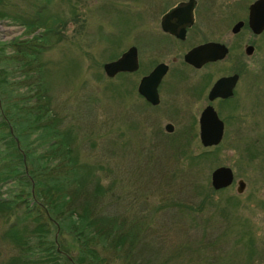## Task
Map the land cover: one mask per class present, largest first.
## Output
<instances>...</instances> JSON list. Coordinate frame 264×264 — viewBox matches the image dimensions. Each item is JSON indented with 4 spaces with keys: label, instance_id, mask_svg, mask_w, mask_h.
<instances>
[{
    "label": "rangeland",
    "instance_id": "374dc122",
    "mask_svg": "<svg viewBox=\"0 0 264 264\" xmlns=\"http://www.w3.org/2000/svg\"><path fill=\"white\" fill-rule=\"evenodd\" d=\"M28 1L13 0L15 11H33L30 2L37 11L43 4ZM154 2L48 0L45 14L56 22L36 32L45 37L41 59L52 108L72 130L79 161L90 167L104 190L105 209L139 227L129 245L119 250L108 246L98 250L99 256L106 264H264V36L256 39L250 70L243 76L250 75V120L243 127L229 123L217 147L203 148L192 123L200 101L182 97L176 114L167 117L164 107L159 112L139 105L134 86L142 67L112 78L102 70L110 58L134 45ZM21 34L24 28L17 24L0 23V44ZM166 122L174 125L172 134L164 132ZM33 139L26 141L32 151L37 147ZM198 154L203 155L199 161L190 159ZM219 166L229 167L235 181L242 180L241 193L235 183L210 191V173ZM32 187L1 182L0 201L26 198ZM18 200L8 215L0 211V264L14 256L25 259L27 246L42 256L36 239L18 248L6 234L11 225H30L22 213L32 202L29 197L25 203ZM35 209L44 218L42 209ZM49 229L47 239L55 249L69 241L54 225ZM248 236L253 238L252 255L245 246ZM69 251L73 254L74 247Z\"/></svg>",
    "mask_w": 264,
    "mask_h": 264
},
{
    "label": "trees",
    "instance_id": "16d2710c",
    "mask_svg": "<svg viewBox=\"0 0 264 264\" xmlns=\"http://www.w3.org/2000/svg\"><path fill=\"white\" fill-rule=\"evenodd\" d=\"M47 1L43 0L37 11L30 2L33 11L16 12L13 0H0V23L24 28V36L0 44V151H3L0 183L16 180L19 185L33 186L26 198L15 196L11 201H0V211L8 215L15 209L16 200L25 203L29 197L32 206L24 207L22 219L32 225L27 223L21 228L11 225L6 234L18 248L36 239L39 245L36 249L42 253L37 256L27 246L23 249L27 251L25 259L14 256L7 264H106L98 250L108 246L122 249L131 243L130 236H136L139 227L123 222L105 209L104 190L90 167L79 161L72 130L64 127L52 108L45 79L46 65L41 59L46 48L45 37L36 33L56 22L45 14ZM15 73L17 80H13ZM31 137L37 143L38 153L30 150L26 142ZM202 156L198 154L190 159L199 161ZM35 208L42 209L44 218ZM50 225L58 229L59 236L64 234L69 238L65 244H59L58 251L47 239ZM244 239L246 250L252 255L253 238ZM73 247L71 254L69 248Z\"/></svg>",
    "mask_w": 264,
    "mask_h": 264
},
{
    "label": "flooded vegetation",
    "instance_id": "af4514ba",
    "mask_svg": "<svg viewBox=\"0 0 264 264\" xmlns=\"http://www.w3.org/2000/svg\"><path fill=\"white\" fill-rule=\"evenodd\" d=\"M234 1L155 0L152 8H145L150 18L145 27H141L137 41L117 58H113L116 60L130 48L134 49L135 70L118 72L114 76L132 74L143 68L134 86L135 94L141 102L139 105L143 108L160 112V108L164 107V116L173 117L180 107L182 97L187 102L200 101L196 122L192 121L197 124V138L200 113L210 107L222 124L221 139L216 146L211 147L221 143L229 123L234 127H243L250 120V75L245 78L243 76L245 71L250 70V58L256 48V39L264 36V29L255 34L248 23L250 4L255 0L251 3L250 0L244 3ZM177 7L181 9L170 16L166 23L167 29L163 30V16ZM197 47H203L200 53L202 62L195 68L184 58ZM158 66H164L165 71L155 86L156 97L151 103L138 93V86L145 87L147 84L143 83V79ZM222 79L229 81H223L220 86L221 95L209 98L211 89ZM123 98H127L124 89ZM239 112L244 116H239ZM163 130L172 134L174 125L166 122ZM237 181L232 172L229 186L235 183L237 187Z\"/></svg>",
    "mask_w": 264,
    "mask_h": 264
},
{
    "label": "water",
    "instance_id": "95a60500",
    "mask_svg": "<svg viewBox=\"0 0 264 264\" xmlns=\"http://www.w3.org/2000/svg\"><path fill=\"white\" fill-rule=\"evenodd\" d=\"M181 8L177 7L171 10L168 14H165L161 21V27L166 30V23L170 16L176 14ZM250 29L253 33L258 34L264 29V0H255L250 4L249 8V21ZM203 47H197L190 51L185 56V61L198 68L202 62L200 53ZM134 49L130 48L128 52L118 59L104 63L102 70L107 77H112L118 72L122 71H134L136 62L134 59ZM164 66L156 67L147 77L143 80L145 87L138 86V93L143 95L144 98L151 103L154 102L156 97L155 86L159 81L160 77L164 73ZM223 81H229V79H222L218 81L209 93V98L219 96V88ZM167 131H170L166 127ZM222 136V124L217 119L215 113L210 107L204 109L198 118V139L202 147L216 146ZM232 182V172L228 167L220 166L212 170L210 173V186L214 191L229 186ZM244 184L242 181H237L236 192L241 193L243 191ZM58 251V249H56Z\"/></svg>",
    "mask_w": 264,
    "mask_h": 264
}]
</instances>
